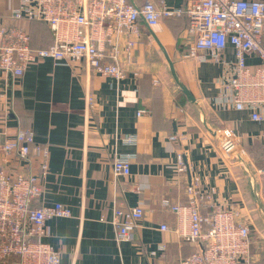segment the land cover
Wrapping results in <instances>:
<instances>
[{
    "label": "crops",
    "instance_id": "crops-1",
    "mask_svg": "<svg viewBox=\"0 0 264 264\" xmlns=\"http://www.w3.org/2000/svg\"><path fill=\"white\" fill-rule=\"evenodd\" d=\"M152 1L171 8L187 2ZM18 3L0 0V18L8 21ZM14 23L29 30L32 48L52 43L46 23ZM187 24L184 16L154 26L139 19L138 35L120 37L122 43L126 37L137 41L131 61L121 54L120 80L98 75L83 62L67 66L50 58L32 62L20 77L0 71V162L11 174L26 170L2 151L19 128L32 129L35 142L48 147L49 173L34 205L61 202L71 209L70 217L47 221L45 238L65 264H178L199 244L174 234L177 216L170 205L188 203L186 188L195 176L203 188H213L216 203L237 209L249 226L248 258L239 264H264V210L255 194L259 150L253 142L264 147V122L216 102L224 66L187 55ZM222 55L234 59L230 46ZM223 131L236 143L229 152L217 140ZM175 133L185 138L169 140ZM127 136L131 142L124 141ZM179 152L190 166L184 172L177 169ZM115 153L133 154L129 176L113 175ZM137 205L143 216L133 239L118 241L114 208ZM200 211L210 207L205 203ZM161 224L169 230H160Z\"/></svg>",
    "mask_w": 264,
    "mask_h": 264
},
{
    "label": "built area",
    "instance_id": "built-area-1",
    "mask_svg": "<svg viewBox=\"0 0 264 264\" xmlns=\"http://www.w3.org/2000/svg\"><path fill=\"white\" fill-rule=\"evenodd\" d=\"M180 16L187 19L185 32L191 39L187 55L224 66L221 95L216 102L247 112L253 121L264 122V0H187L177 8L157 5L152 0L140 5L131 0H19L8 21L0 18V71L20 77L32 62L50 58L55 64L67 66L83 62L98 75L120 80L125 76L121 54L131 61L137 43L128 37L122 43L120 37L138 35L139 19L154 26L162 18ZM17 20L46 23L52 43L32 48L29 30L15 24ZM229 46L233 60L222 55ZM223 132L227 144L220 146L229 152L236 143ZM168 138L179 142L185 135L175 133ZM132 139L127 136L124 141ZM2 151L18 158L26 170L11 174L0 162V264H65L60 252L45 238L49 235L47 221L70 217L71 209L61 202L34 205L42 198V181L49 173L48 147L35 142L32 129L19 128ZM133 157L131 153H115L111 160L113 175L129 176ZM177 160L179 172L189 170L182 152ZM257 174L255 194L264 210V167ZM186 192L187 204L170 205L177 216L172 231L178 238L199 244V249L178 264H239L246 260L250 228L239 219V211L216 203L213 188H203L198 176L191 178ZM205 203L210 212L204 214L200 207ZM163 204L168 205V201L163 200ZM142 216L139 205L114 208L116 239L132 240ZM159 229L169 230L165 224Z\"/></svg>",
    "mask_w": 264,
    "mask_h": 264
},
{
    "label": "trees",
    "instance_id": "trees-1",
    "mask_svg": "<svg viewBox=\"0 0 264 264\" xmlns=\"http://www.w3.org/2000/svg\"><path fill=\"white\" fill-rule=\"evenodd\" d=\"M33 21H36V20H33ZM38 22H42V21H38ZM43 23V22H42ZM254 142V144H255V146H254V148H256L257 150H259V155H258V157H256V158H254L255 159V161H256V164H257V166L259 167V168H262V167H264V147H262V145L260 144H258L257 142V140H254L253 141ZM258 145L260 146V147H258ZM250 150L251 149H249V152H250ZM252 152V151H251ZM192 243H194L195 244V242H192ZM197 244V243H196ZM199 248H197V249H195L193 252H195V251H197Z\"/></svg>",
    "mask_w": 264,
    "mask_h": 264
},
{
    "label": "water",
    "instance_id": "water-1",
    "mask_svg": "<svg viewBox=\"0 0 264 264\" xmlns=\"http://www.w3.org/2000/svg\"><path fill=\"white\" fill-rule=\"evenodd\" d=\"M183 89H184V91L185 92H187V94H189V92L183 87ZM217 140H218V142H219V144L221 145V146H226V144H227V140H226V138L224 137V136H222V137H217Z\"/></svg>",
    "mask_w": 264,
    "mask_h": 264
}]
</instances>
